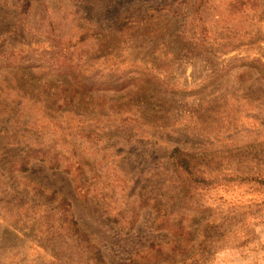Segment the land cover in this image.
I'll return each mask as SVG.
<instances>
[{
    "label": "rangeland",
    "instance_id": "1",
    "mask_svg": "<svg viewBox=\"0 0 264 264\" xmlns=\"http://www.w3.org/2000/svg\"><path fill=\"white\" fill-rule=\"evenodd\" d=\"M258 2L239 12L230 0H0V264H90L71 212L117 256L112 221L139 193L197 203L214 225L240 221L208 264H264ZM94 107L107 118L65 139L54 112ZM176 148L195 156L192 173L174 168ZM154 216L142 213L136 240L159 237Z\"/></svg>",
    "mask_w": 264,
    "mask_h": 264
},
{
    "label": "trees",
    "instance_id": "2",
    "mask_svg": "<svg viewBox=\"0 0 264 264\" xmlns=\"http://www.w3.org/2000/svg\"><path fill=\"white\" fill-rule=\"evenodd\" d=\"M230 1L232 9L239 12L243 7L254 11L259 6L258 0ZM63 71L67 73L69 69ZM262 78L264 80V71H262ZM87 86L90 88V94L93 93L92 91L95 92L91 84ZM72 95L75 94L72 93ZM88 99H90L89 103L93 105L91 98H83L84 101ZM72 100V98L66 97L65 103L70 105ZM101 102L102 100H100ZM95 109L94 107L91 113H78L70 110L54 112L56 127L64 134L65 139L74 137L72 132L75 131H79V133L80 131H92L93 126L99 124V120L102 121L103 115L101 109ZM107 116L103 115L104 118H107ZM75 123L78 124L77 130L72 126ZM65 124L66 128L63 129ZM88 124L89 126H87ZM89 135L96 138L94 133H89ZM75 137H78V134ZM98 137L100 138V136ZM171 159L177 171L192 173L190 168L195 156L182 153L176 148L171 154ZM29 160L26 159L20 164L17 163L18 172L28 171L31 163V160ZM43 161H47L49 165L53 163L47 157ZM259 186L264 188L263 179L259 181ZM175 198L173 197V200L180 201ZM129 200L132 205L131 209L124 210V214L120 213V220L112 221L117 228L115 231L117 236L115 246L118 247L117 256L114 255L112 258L101 253L90 234L79 225L77 227L73 220V212H71V216H67L69 230L72 229L77 237L74 242L81 253L86 255L85 257L88 258L90 264H115L117 259H120L119 264H208L211 258L225 248L224 245L232 236L233 226L238 225L240 222L237 221V218L233 221V218L227 217L225 221L220 222V225H214L216 221L211 215L207 214L205 209L203 210L201 205L196 203L189 206H180L179 202L167 204L164 202L162 194L155 198H145L143 194L139 193L138 196L134 195ZM192 200V196L187 198L188 203ZM63 203L64 201H61L58 206L59 209H62V207L66 209V205ZM175 206H178V208H175ZM67 208H69L70 213L72 206L69 203H67ZM146 210H151L155 214L150 227L151 231L160 233L159 237H155L152 242H146L144 239L138 241L132 236L142 221V213ZM201 220H205V222L200 224Z\"/></svg>",
    "mask_w": 264,
    "mask_h": 264
}]
</instances>
